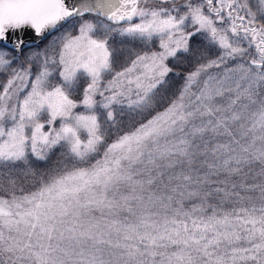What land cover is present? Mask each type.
<instances>
[{
  "label": "snow or ice",
  "instance_id": "obj_1",
  "mask_svg": "<svg viewBox=\"0 0 264 264\" xmlns=\"http://www.w3.org/2000/svg\"><path fill=\"white\" fill-rule=\"evenodd\" d=\"M0 264H264V0H0Z\"/></svg>",
  "mask_w": 264,
  "mask_h": 264
},
{
  "label": "water",
  "instance_id": "obj_2",
  "mask_svg": "<svg viewBox=\"0 0 264 264\" xmlns=\"http://www.w3.org/2000/svg\"><path fill=\"white\" fill-rule=\"evenodd\" d=\"M30 40H34V43L30 44V45H39L41 40L39 38H35V37H29Z\"/></svg>",
  "mask_w": 264,
  "mask_h": 264
},
{
  "label": "trees",
  "instance_id": "obj_3",
  "mask_svg": "<svg viewBox=\"0 0 264 264\" xmlns=\"http://www.w3.org/2000/svg\"><path fill=\"white\" fill-rule=\"evenodd\" d=\"M45 41H46V40L42 41V42L40 43L39 46H31L30 48H31V49H34V48H40V46L42 45V43H44ZM25 51H28V49H25Z\"/></svg>",
  "mask_w": 264,
  "mask_h": 264
},
{
  "label": "rangeland",
  "instance_id": "obj_4",
  "mask_svg": "<svg viewBox=\"0 0 264 264\" xmlns=\"http://www.w3.org/2000/svg\"><path fill=\"white\" fill-rule=\"evenodd\" d=\"M46 43H47V40H46L44 43H42V45L40 46V48H43V46H44ZM40 48H34V49H32V50H39Z\"/></svg>",
  "mask_w": 264,
  "mask_h": 264
}]
</instances>
